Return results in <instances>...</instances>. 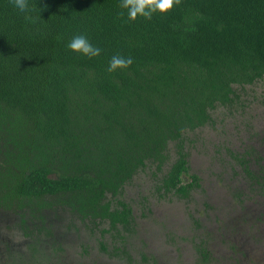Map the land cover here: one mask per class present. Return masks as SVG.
<instances>
[{
    "label": "trees",
    "instance_id": "trees-1",
    "mask_svg": "<svg viewBox=\"0 0 264 264\" xmlns=\"http://www.w3.org/2000/svg\"><path fill=\"white\" fill-rule=\"evenodd\" d=\"M42 6L33 23L0 0V207L61 208L133 232L123 190L146 177L156 202L189 197L200 187L190 135L264 82V0H180L136 22L119 15V0ZM80 33L99 57L68 51ZM114 54L133 65L108 73Z\"/></svg>",
    "mask_w": 264,
    "mask_h": 264
},
{
    "label": "rangeland",
    "instance_id": "rangeland-1",
    "mask_svg": "<svg viewBox=\"0 0 264 264\" xmlns=\"http://www.w3.org/2000/svg\"><path fill=\"white\" fill-rule=\"evenodd\" d=\"M242 104L231 114L217 113L215 126L190 135L189 175H197L200 187L189 197L166 195L156 202V181L135 180L119 197L134 208L138 227L106 236L61 208H0L2 224L10 228L3 233L12 241L6 252L0 240V264H264V82L248 88ZM240 158L247 166L241 167ZM18 217L29 238L16 227ZM34 231L39 240L29 236ZM59 232L68 240L64 255ZM28 244L35 251L28 253ZM100 244L106 251L97 249ZM56 249L57 259L51 255Z\"/></svg>",
    "mask_w": 264,
    "mask_h": 264
},
{
    "label": "clouds",
    "instance_id": "clouds-1",
    "mask_svg": "<svg viewBox=\"0 0 264 264\" xmlns=\"http://www.w3.org/2000/svg\"><path fill=\"white\" fill-rule=\"evenodd\" d=\"M11 5L20 13H24L26 19L32 20L31 13L38 12L44 14L45 8L42 6L45 0H10ZM180 0H119V15L126 18L128 22H136L139 19L151 20L154 16L164 17L178 6ZM67 49L71 53L88 59L97 58L101 55L102 49L94 45L89 37L84 34H76L67 43ZM134 63V58L121 54H114L109 60L107 72L115 74L127 70Z\"/></svg>",
    "mask_w": 264,
    "mask_h": 264
},
{
    "label": "flooded vegetation",
    "instance_id": "flooded-vegetation-1",
    "mask_svg": "<svg viewBox=\"0 0 264 264\" xmlns=\"http://www.w3.org/2000/svg\"><path fill=\"white\" fill-rule=\"evenodd\" d=\"M128 205V204H127ZM1 208V207H0ZM17 211L18 210H12V212H14V213H17ZM132 213H133V215H135L136 214V212L134 211V208L132 207ZM16 215V214H15ZM75 217H77L78 219H80L78 216H76L75 214H73ZM17 216V215H16ZM19 218L20 217H18V218H14L15 220L14 221H18V223H17V225H16V227L19 229V227L21 228V230L23 231L22 233H23V235L26 237V238H29L27 235H26V233L24 232V230L22 229V225H23V222H22V219H20L19 220ZM54 220V223H53V226H55V227H57V222L58 221H56L55 219H53ZM83 220V219H82ZM4 220L3 219H0V240L1 241H3L4 242V244L2 245V247L5 249V251L6 252H8V248H10V247H12V245H11V239H8V236H6L5 234L6 233H3V231H8V230H10V228H9V226H8V224H2V222H3ZM86 221H88L89 222V224H91L92 225V227H93V229L95 230V231H99V232H102L101 233V236L103 235V236H106V234H104V233H107V232H112V231H110L111 229H110V225L107 223V222H101V221H99V220H95V221H91V220H87L86 219ZM104 225V227L106 228V229H104L102 226ZM105 225H107V226H105ZM75 228V227H74ZM78 228V227H77ZM76 229V228H75ZM79 229V228H78ZM78 229H76V231L77 232H81L80 230H78ZM36 231V230H35ZM35 231L33 232V233H31L29 236L33 239V240H39V237H38V235H36L35 234ZM60 233V232H59ZM48 234L51 236V238L55 235H58L56 232H55V234H50V232H48ZM65 235H63V234H61L60 233V235H59V240H60V245H61V249H62V254H63V251H64V244L68 241L65 237H64ZM82 238H87V235H83L82 236ZM42 240L43 239H41V242H42ZM21 246H23L22 244H21ZM25 247H27V252L28 253H31V252H33V251H35V247L33 246V245H26ZM40 247H42V245H40L39 246V249H40ZM102 247H104V246H101V244H100V246H98L97 247V249H99V250H101V251H104L103 249H102ZM90 248H91V246H90ZM81 250L83 251L82 253H83V255H85V254H87V250H83V246H81ZM79 251H80V249H79ZM105 251H106V249H105ZM120 251V250H119ZM118 250H116V252H119ZM59 253H60V250L59 249H56V250H54V251H52L51 252V255L53 256H55V258L57 259V256L59 255ZM114 253H115V251H114ZM64 255V254H63ZM79 255V254H78ZM82 255V256H83ZM62 258H63V256H62ZM53 264H57V263H53Z\"/></svg>",
    "mask_w": 264,
    "mask_h": 264
}]
</instances>
